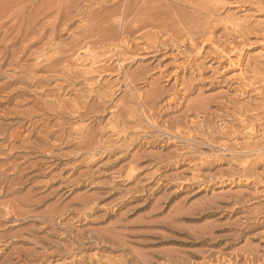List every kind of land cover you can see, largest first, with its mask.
Returning <instances> with one entry per match:
<instances>
[{
  "label": "rangeland",
  "instance_id": "1",
  "mask_svg": "<svg viewBox=\"0 0 264 264\" xmlns=\"http://www.w3.org/2000/svg\"><path fill=\"white\" fill-rule=\"evenodd\" d=\"M45 1L0 0V202L9 179L31 201L0 210V264H234L264 249V0H131L144 12L129 35L127 0H78L54 34ZM30 9L37 33L16 37ZM241 71L263 77L247 89ZM245 149L263 157L247 173Z\"/></svg>",
  "mask_w": 264,
  "mask_h": 264
},
{
  "label": "bare ground",
  "instance_id": "2",
  "mask_svg": "<svg viewBox=\"0 0 264 264\" xmlns=\"http://www.w3.org/2000/svg\"><path fill=\"white\" fill-rule=\"evenodd\" d=\"M29 1V0H28ZM32 2H33V0H31ZM36 1V0H35ZM80 1V0H79ZM78 0H56V2L54 3V4H52L53 3V0H47V2L46 3H44L43 5H42V8H46V10H47V8H53V9H50L49 10V12L47 13V11H46V13L50 16V14H54V13H56V17L54 18V20L52 21V26H51V30H52V33L54 34L57 30H58V25L57 24H59V22L62 20V18H63V14H65V16H64V18L66 19L67 18V20L69 19V15H70V12L72 11L73 12V8L75 7V6H78L79 4H77V2L78 3H80ZM117 1V0H116ZM134 1V0H133ZM258 1V0H257ZM25 2H26V0H25ZM115 2V1H114ZM118 2H119V0H118ZM132 1L131 0H127L126 1V4H124L123 5V9H121V15H124V17L125 18H123V16L121 17V19L123 18V20L125 19V21H124V23H125V27H124V33H128V28H127V24L129 23V21H128V18L132 15V17H131V20H136V19H138L139 17H141V14H142V12H144V10L142 9V8H140V10L138 11H136L135 13H133L134 12V9H135V5H136V2H134V3H131ZM254 2V1H253ZM36 3V2H35ZM160 3H161V1H160ZM27 4V3H26ZM31 4V3H30ZM34 4V3H33ZM32 4V5H33ZM77 4V5H76ZM118 4V3H117ZM144 4V3H143ZM112 5V4H111ZM157 5V4H156ZM28 6H30V5H28ZM38 6V5H36V4H34V9L36 8V7ZM121 6V5H120ZM137 6V5H136ZM159 6V5H158ZM158 6H156V7H154L155 9H158ZM26 8H27V5L25 6ZM25 7H22L23 9L25 8ZM33 7V6H32ZM31 7V8H32ZM41 7V6H40ZM39 7V8H40ZM80 7V6H79ZM119 6H117V8H118ZM160 7V6H159ZM121 8V7H120ZM137 8H139L138 6H137ZM4 9V8H3ZM22 9V10H23ZM38 9V8H37ZM90 9V8H89ZM93 9V8H92ZM141 9H142V12H141ZM154 9V10H155ZM160 9V8H159ZM158 9V10H159ZM166 9V8H165ZM171 9V8H170ZM207 9V8H206ZM24 10H26V9H24ZM23 10V11H24ZM31 10L32 9H30V13H28V15L25 17L24 16V14H23V17H22V19H21V21H20V24L19 25H17L18 26V33L16 34L17 36L16 37H19V38H23V39H25V38H27L29 35H30V33H33V34H36L37 32H36V26H38L37 25V22H38V17L36 16V10H35V12L33 11V12H31ZM136 10V9H135ZM174 10H176V9H174ZM173 10V11H174ZM10 11H12V10H10ZM18 11V10H17ZM27 11H28V9H27ZM160 11V10H159ZM158 11V12H159ZM2 12H4V11H2ZM1 12V13H2ZM14 12H15V10H14ZM29 12V11H28ZM44 11H42V13H43ZM168 12H170L169 10H168ZM172 12V11H171ZM18 13V12H17ZM19 13H20V11H19ZM18 13V14H19ZM25 13H27V12H25ZM37 13H38V10H37ZM41 13V12H40ZM40 13H38L39 15H40ZM118 13H120V11L118 12ZM157 13V12H156ZM160 14H161V11L159 12ZM158 13V14H159ZM11 14H14V13H11ZM21 14V13H20ZM177 14V13H176ZM120 15V16H121ZM156 15V14H155ZM155 15H154V18H158L159 16H161V15H159L158 17H155ZM166 15V14H165ZM169 15H172V14H169ZM168 15V16H169ZM1 16V15H0ZM4 16V15H3ZM21 16V15H20ZM20 16H17V17H20ZM53 16V15H52ZM71 16V15H70ZM151 16V15H150ZM149 16V17H150ZM164 16V15H163ZM162 16V18H163V22H164V24L165 23H169L170 24V22H168V20H167V22H166V20H164L165 18V16L163 17ZM14 17H15V15H14ZM16 18V17H15ZM43 18V17H42ZM154 18H153V20H151V21H148V22H146L145 24H141L140 26L139 25H137V26H139V27H145L147 24H154V23H157L156 22V19L154 20ZM161 18V17H160ZM167 18V17H166ZM176 18V17H175ZM174 18V22H175V19ZM179 18V17H178ZM1 19V18H0ZM3 19V18H2ZM9 19V18H8ZM41 19V18H40ZM64 19V20H65ZM120 19V17L118 18V20ZM130 19V18H129ZM167 19H169V18H167ZM16 20V19H15ZM50 20V19H49ZM117 20V21H118ZM159 20V18L157 19V21ZM173 20V19H172ZM3 21V20H2ZM179 21H181V20H179ZM178 21V22H179ZM205 21V20H204ZM16 23H19L18 22V20H16L15 21ZM14 22V23H15ZM105 22V21H104ZM114 22V21H113ZM121 22V21H120ZM173 22V23H174ZM4 23V22H3ZM48 23V22H47ZM116 23V22H115ZM158 23H159V21H158ZM157 23V24H158ZM172 23V24H173ZM0 24H1V21H0ZM38 24H39V22H38ZM96 24H98V23H96ZM94 25V24H92V25H94L95 27L97 26V25ZM101 24H104V23H101ZM105 24H107L106 22H105ZM175 25L176 24H178V23H174ZM45 24L43 23V24H41V27L40 28H42V30H45V31H47L48 30V28L46 27V25L44 26ZM98 25H100V24H98ZM121 25H123V23L121 24ZM161 25V24H160ZM159 25V26H160ZM168 25V24H167ZM166 25V26H167ZM171 25V24H170ZM14 26H15V24H14ZM42 26H44V27H42ZM47 26H49V24L47 25ZM108 26V25H107ZM158 26V25H157ZM159 26H158V29H159ZM164 26V25H163ZM6 27V26H5ZM93 27V26H92ZM99 26H97V28H98ZM102 26L100 25V27H99V29L101 28ZM106 27V26H105ZM110 27V26H109ZM136 27V26H135ZM156 27V26H155ZM160 27H162V26H160ZM90 28V29H89ZM88 29H86V31H83V33L82 32H80V30L78 31V32H80L81 34L79 35V38H76L75 39V37H74V39H72L71 41L73 42V40H74V42L76 41L77 42V45H79V46H81L82 45V47L84 46V45H87L88 43H86V41L87 40H89V38L92 36V35H94L95 34V29L94 28H91V27H89ZM97 28H96V30H97ZM111 28V27H110ZM120 28V27H119ZM170 27H168L167 26V28H165V29H167L166 31H167V33H168V29H169ZM85 29V28H84ZM83 29V30H84ZM99 29H98V32H99ZM112 29V28H111ZM110 29V30H111ZM131 29V28H130ZM129 29V30H130ZM162 29H164L163 27H162ZM162 29H159L160 31L162 30ZM239 29H241V28H239ZM8 30H9V27H8ZM10 30H12V29H10ZM89 30V31H88ZM106 30V29H105ZM109 29H107V31H108ZM237 30V29H236ZM1 31V30H0ZM13 31V30H12ZM11 31V32H12ZM102 31V30H101ZM120 31H121V29H120ZM123 31V30H122ZM160 31H157L158 32V34H159V32ZM165 31V32H166ZM171 31V30H170ZM238 31V30H237ZM7 32V31H6ZM30 32V33H29ZM105 32V31H104ZM103 32V33H104ZM113 32V31H112ZM112 32L110 33V34H112ZM131 33H132V30L130 31ZM129 32V33H130ZM155 32V31H154ZM171 32H173V31H171ZM226 33H227V31H225ZM230 32V31H229ZM43 33V32H42ZM72 33V32H71ZM102 33V32H101ZM129 33H128V35H129ZM130 33V34H131ZM143 33V32H142ZM153 33V32H152ZM151 33V34H152ZM162 33V32H161ZM166 33V34H167ZM180 34H181V32H179ZM201 33V32H200ZM203 34H204V32H202ZM11 34V33H10ZM9 34V35H10ZM77 34V33H76ZM75 34V35H76ZM168 34H170L171 36H173L174 35V33H173V35L171 34V33H168ZM178 34V33H177ZM107 35V34H106ZM145 35H147V34H145ZM160 35V34H159ZM169 35V36H170ZM176 35V34H175ZM56 36V35H55ZM72 36V35H71ZM113 35H110V37L113 39L114 38V36L112 37ZM149 36V35H148ZM168 36V37H169ZM176 36H178L177 38H181V37H179V35H176ZM13 37V36H12ZM37 37H40V39L42 38L41 36H36V38ZM78 37V36H77ZM96 36L94 35V38H95ZM97 37H98V35H97ZM107 38H109L110 39V37H108V36H106ZM123 37H125V36H123ZM158 37V36H157ZM183 37H184V35H183ZM212 37V36H211ZM14 38V39H13ZM12 39L14 40V41H17V40H15V36L13 37ZM92 38V37H91ZM102 38V40L104 41V39H103V37H101ZM101 38H99V39H101ZM154 38V37H153ZM159 38V37H158ZM177 38H175V40L177 39ZM210 38V37H209ZM225 38V36H223V39ZM5 39V38H4ZM17 39V38H16ZM31 39H33V38H31ZM49 39H52V38H49ZM87 39V40H86ZM146 39V38H145ZM166 39H169V38H165L164 40L166 41ZM172 39V38H171ZM186 39V38H185ZM229 38L227 37V40H228ZM111 40V39H110ZM150 40V39H149ZM152 40V39H151ZM178 40V39H177ZM190 40V39H189ZM95 41H96V39H95ZM99 41V40H98ZM97 41V42H98ZM102 41V42H103ZM124 41V40H123ZM172 41H173V39H172ZM202 41V40H201ZM207 41V40H206ZM220 41H222V39L220 40ZM224 41V40H223ZM231 41V40H230ZM13 42V41H12ZM19 42H21V41H19ZM22 42H23V40H22ZM49 42H51V41H49ZM100 42H101V40H100ZM100 42H98V43H100ZM126 42V41H125ZM174 42V41H173ZM177 42V41H176ZM185 42V41H184ZM193 42V41H192ZM232 42V41H231ZM10 43V42H9ZM104 43V42H103ZM102 43V44H103ZM157 43V42H156ZM162 43H163V41H162ZM161 43V44H162ZM183 43V42H182ZM194 43V42H193ZM228 43V42H227ZM23 44V43H22ZM90 44H93L92 42L90 43ZM94 44H95V42H94ZM101 44V45H102ZM105 44V43H104ZM106 44H107V42H106ZM105 44V45H106ZM113 44V43H112ZM121 44V43H120ZM123 44H125L124 42H123ZM122 44V45H123ZM163 44H165V43H163ZM195 44H197L196 42H195ZM9 45V44H8ZM12 45H14V42H13V44ZM75 45H76V43H75ZM99 45V44H98ZM101 45H99V48H100V46ZM105 45L103 46V47H105ZM115 45H117V44H115ZM121 45V46H122ZM11 46V45H10ZM9 46V49H11V47ZM119 46V45H118ZM117 46V47H118ZM131 46V45H130ZM163 46V45H162ZM225 46V45H224ZM227 46H228V50H229V46H231L232 47V49H234V45L233 44H231V45H228L227 44ZM69 47V46H68ZM78 47V46H77ZM108 47V46H107ZM194 47V46H193ZM196 47V46H195ZM121 48V47H120ZM217 48V47H216ZM224 48H226V46L224 47ZM224 48H222V50L224 49ZM236 48V47H235ZM88 50H89V48H87ZM86 49V50H87ZM101 49V48H100ZM105 49H106V47H105ZM7 50V49H6ZM73 50V49H72ZM103 50H104V48H103ZM115 50V49H114ZM221 50V49H220ZM225 50V49H224ZM93 51V50H92ZM16 53V52H15ZM125 53V52H124ZM119 54V53H118ZM117 54V55H118ZM64 55V54H63ZM60 56V55H59ZM59 56H58V58H59ZM118 56H120V55H118ZM121 57V56H120ZM124 57V56H123ZM122 58V57H121ZM120 58V59H121ZM129 58V57H128ZM60 59V58H59ZM58 59V60H59ZM119 59V58H118ZM125 59V58H124ZM236 60V59H235ZM60 61H62V60H60ZM65 60H63V62H64ZM69 61V60H68ZM238 61V60H237ZM236 61V62H237ZM62 62V63H63ZM229 63L232 65V64H236L235 63V61L234 60H232V58L229 60ZM238 63V62H237ZM121 65V64H120ZM52 67V66H51ZM255 73V72H254ZM253 73V74H254ZM259 72H257L256 74H258ZM240 74H242L243 76H242V82L244 81L245 82V86H247V89H248V87H252V86H249V85H254L255 83L257 84V81H259V78H260V76L258 77V75H256V74H254L253 75V77H251V79L252 80H250V78L248 77V75L246 76L245 74V71L244 72H242L241 71V73ZM260 74V73H259ZM262 74V73H261ZM261 77H263V75L261 76ZM179 78V77H178ZM185 78V77H184ZM177 79V78H176ZM128 80H130V79H128ZM183 80V79H182ZM262 80V82L264 81V77L261 79ZM131 83V82H130ZM177 83H178V80H177ZM259 83V82H258ZM183 84V83H182ZM262 84V83H261ZM262 86H264L263 84H262ZM152 88V87H151ZM162 88V87H161ZM153 89V88H152ZM159 89V88H158ZM157 89V90H158ZM246 89V90H247ZM260 89H263V88H260ZM264 90V89H263ZM263 90L261 91L260 90V94H264V92H263ZM243 92H244V90H243ZM157 93H159V92H157V91H155L154 93H151L150 95H147V97L150 99V101L152 102V104L156 101L155 99L156 98H159V96L161 97V94L162 93H160L159 95L157 94ZM152 95H153V97H152ZM178 95V94H177ZM252 96V95H251ZM147 98V99H148ZM154 98V99H153ZM154 101V102H153ZM202 101H204V100H202ZM139 102V101H138ZM229 102H231L230 103V106H234V108H235V110L233 111V115H239L240 114V112H241V110H242V108L237 104V103H235V101H229ZM205 103V102H204ZM203 104V103H202ZM204 105H206V104H204ZM142 106H144V105H142ZM210 106V105H209ZM208 106V107H209ZM144 108H145V106H144ZM150 108H152V105H150ZM199 108L201 109V108H203L202 106H199ZM206 108L207 107H205V109L204 110H206ZM190 110V109H189ZM264 110V109H263ZM201 111V110H200ZM238 111H240V112H238ZM206 112H208V111H206ZM152 113V112H151ZM241 116V115H240ZM262 117V116H261ZM242 118H240V120H241ZM248 120H250L249 118H248ZM260 120H263V117L262 118H260V119H256V120H254L253 122H252V124H253V126H252V129L250 130L251 132H253L254 130H255V128L257 127L256 125H258V126H263V123H260ZM172 122H170V123H168L167 125H166V128H165V130H166V132H169V133H171L172 135H179V134H181V131H182V129H178V131L176 132V131H173L174 130V128L176 127V126H180V124H181V122H179V121H177V120H175V121H173V120H171ZM243 121L245 122V121H247V118H245V119H243ZM243 121H241V122H243ZM243 122V123H244ZM167 123V122H166ZM242 123V126L244 125ZM247 123V122H246ZM251 124V123H250ZM249 124V125H250ZM251 126V125H250ZM235 129V130H234ZM234 129H232V130H234L236 133H234V136H237L239 133H240V130L237 128V127H235ZM250 129V128H249ZM177 130V129H176ZM189 131V133L190 134H192L191 133V129H188ZM224 130V129H223ZM233 131V132H234ZM255 132V131H254ZM253 132V133H254ZM179 133V134H178ZM221 133H222V131H221ZM182 135V134H181ZM190 137H192L193 138V136L192 135H190ZM230 137V136H229ZM187 139H189V137H186ZM192 142V141H191ZM247 143V142H246ZM242 149V148H241ZM253 149V148H252ZM263 149V148H262ZM237 150H234L233 152H236ZM240 151V150H239ZM241 152V151H240ZM240 152L238 153V152H236V153H234V154H236V157H235V155L233 154L232 156L233 157H235L236 159H238V160H240V159H243L244 160V157H246L247 158V160H244L245 161V166L246 167H244L245 169H244V172L245 173H247L248 171H251V169H253V167L255 166V164H258L259 162L261 163L263 160H262V156L260 155V156H258L256 159L255 158H253L254 160L252 161V160H250L249 159V157L252 155L251 154V151H248V150H242V154L241 155H238V154H240ZM238 153V154H237ZM253 153V152H252ZM259 153V152H258ZM238 157V158H237ZM244 166V165H243ZM256 167V166H255ZM16 185H18V183L17 182H15V180L14 179H9L8 180V182H7V185L5 186V188H3L2 190H1V195L3 196V197H7L5 200L3 199V201H1L0 203L2 204V206H3V208L1 207L0 208V210L1 211H6V213H8V210H9V208L11 207H13L12 205L14 204V205H17L18 206V208L20 207V208H23V206H26V205H28L31 201L29 200V198L27 199V198H23V197H21V196H18L17 194H15L16 192H17V189L15 188L16 187ZM18 193V192H17ZM11 194H15V195H13L12 197H9ZM263 206V205H262ZM263 208H264V206H263ZM13 209V208H12ZM11 209V210H12ZM256 209H259L260 210V207L259 208H256ZM262 209V208H261ZM15 210V209H14ZM11 212V211H10ZM14 212V211H13ZM16 212V211H15ZM14 212V213H15ZM22 212V213H21ZM25 212V209H23V210H19V212L17 211L15 214H16V216H17V214L18 213H21V215H24L23 213ZM257 212V211H256ZM260 212V211H259ZM262 213H263V216H264V209L261 211ZM255 213V212H254ZM9 214V213H8ZM259 214V213H258ZM257 214V215H258ZM20 215V214H19ZM18 215V216H19ZM20 215V216H21ZM257 215H255V217L254 218H252V219H255V220H253L254 221V225L255 226H260V225H263L264 224V219H260V218H258V216ZM9 216V217H8ZM7 216V218H10V215H8ZM12 216V215H11ZM17 216V217H18ZM0 223H1V221H0ZM254 225H253V227H254ZM116 227V226H115ZM250 227H252V226H250ZM105 234V233H104ZM115 235V234H114ZM117 235V234H116ZM119 237V236H118ZM106 238V237H105ZM263 251V252H262ZM232 259V258H231ZM230 259V260H231ZM235 259V261H234V264H238V261L239 260H244L243 261V263H241V264H264V249H254V250H252V251H248V254L247 253H243V256H241V255H239V254H236V257L234 258ZM138 260V259H137ZM232 261V260H231ZM139 262V261H138Z\"/></svg>",
  "mask_w": 264,
  "mask_h": 264
}]
</instances>
